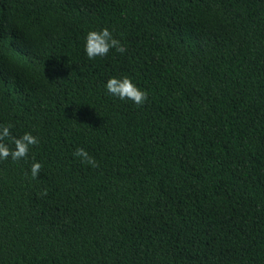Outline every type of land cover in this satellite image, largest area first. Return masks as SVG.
<instances>
[{"label": "trees", "instance_id": "obj_1", "mask_svg": "<svg viewBox=\"0 0 264 264\" xmlns=\"http://www.w3.org/2000/svg\"><path fill=\"white\" fill-rule=\"evenodd\" d=\"M9 123L39 143L0 160V264H264V0H0Z\"/></svg>", "mask_w": 264, "mask_h": 264}, {"label": "clouds", "instance_id": "obj_2", "mask_svg": "<svg viewBox=\"0 0 264 264\" xmlns=\"http://www.w3.org/2000/svg\"><path fill=\"white\" fill-rule=\"evenodd\" d=\"M113 49L119 53L126 51L125 46L112 35L107 27L100 30H90L86 33L84 51L90 60L107 56L110 50ZM105 88L112 96L120 100H130L136 105H143L148 97L147 92L134 84L128 76L108 78ZM12 127L13 125L10 123L0 124V160L11 158L13 161H19L25 159L29 154L30 148L39 143L37 137L30 132H25L19 137L13 136L11 133ZM9 142L12 145L11 148L9 147ZM73 154L79 157L83 163L98 167V163L84 148H76ZM41 167V163L33 160L30 166V174L33 179L39 176ZM43 195H47V192L45 191Z\"/></svg>", "mask_w": 264, "mask_h": 264}]
</instances>
